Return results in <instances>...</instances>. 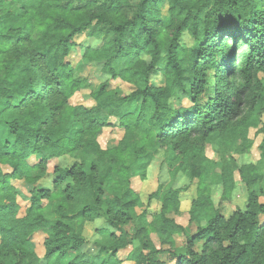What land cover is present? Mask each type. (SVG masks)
I'll return each instance as SVG.
<instances>
[{
  "label": "trees",
  "instance_id": "obj_1",
  "mask_svg": "<svg viewBox=\"0 0 264 264\" xmlns=\"http://www.w3.org/2000/svg\"><path fill=\"white\" fill-rule=\"evenodd\" d=\"M86 31L97 45L83 61L103 64L130 93L77 76L69 58ZM87 89L93 105L70 103ZM181 95L188 105H177ZM263 116L264 0H0V264H124L128 249L133 264H264ZM109 126L124 134L103 148ZM253 129L261 157L239 164ZM162 150L173 181L198 182L187 226L175 218L181 190L170 182L150 195L159 211L138 212L133 181ZM67 155L74 161L54 168L50 188L37 184ZM237 175L247 205L226 217L212 187L230 199ZM18 180L31 195L23 216ZM96 219L107 227L92 254L84 229Z\"/></svg>",
  "mask_w": 264,
  "mask_h": 264
},
{
  "label": "rangeland",
  "instance_id": "obj_2",
  "mask_svg": "<svg viewBox=\"0 0 264 264\" xmlns=\"http://www.w3.org/2000/svg\"><path fill=\"white\" fill-rule=\"evenodd\" d=\"M162 18L167 21V4H163L161 7ZM184 43L188 46L192 44V38L189 35L184 36ZM76 42L78 44L77 49L72 52L69 60L73 63L76 70L77 76L81 78H87L93 86L98 87L104 82H109L110 88H118L124 94H128L132 91L133 86L123 82L120 79H111L110 76L104 74L103 64L101 63H87L83 61L82 53L84 48L90 44L97 45L92 39L91 31H86L79 34L76 37ZM152 81L156 85L163 84V76L158 73L152 75ZM182 99L177 102V105H188L189 100L186 96L181 95ZM70 103L74 106L84 104L86 106H91L94 104L92 98L90 97V90H83L76 93L71 99ZM264 120V116H263ZM124 132L118 127H106L103 132L98 137V142L103 148L111 147L117 144L121 139ZM251 137L254 139V145L249 153L245 155H238L237 160L239 164H244L248 162H257L261 157L260 144L262 141V136L256 134V130H251ZM207 155L212 159H218V154L213 145L207 146ZM164 151L162 150L157 157L152 159L147 167L145 177H137L133 181V187L141 196L143 201V207L138 208V212L144 209L149 210L151 213L159 211L160 204L157 201H151L150 195L157 190L161 182L173 183L175 188L181 190V214L175 216V218L183 225L187 226L189 221V210L192 201L197 197V181H190L184 175L180 174L175 181L167 173V167L165 165ZM40 161L38 157H33L31 159V164H37ZM74 161L72 156L67 155V157L60 159H52L49 162L48 170L43 174L42 179L37 183L39 185L50 188L52 183L53 170L58 164H71ZM9 171V167H6ZM37 174V173H36ZM237 187L232 193L230 199L222 200L223 187L222 185H216L212 187L213 200L215 205L221 210V212L229 217L237 208L244 209L247 205V191L245 186L241 183L239 176H236ZM18 189V202L21 205L20 216L25 213L26 207L30 203V192L28 184L24 183L22 180L14 181ZM107 227L104 219H96L94 221H89L85 225L84 236L87 239V243L84 247V251L88 253L95 254L98 252V247L95 243L96 239L99 237L98 230ZM46 238L45 233L38 232L34 235V242L36 245V251L40 258L43 260L45 255L44 240ZM153 239L158 243V238L153 235ZM129 249L122 251L120 257L124 260V264H133V262L127 261L126 257L128 255Z\"/></svg>",
  "mask_w": 264,
  "mask_h": 264
}]
</instances>
